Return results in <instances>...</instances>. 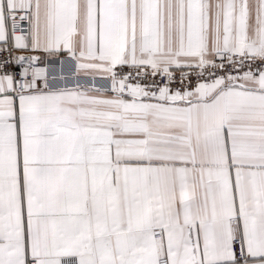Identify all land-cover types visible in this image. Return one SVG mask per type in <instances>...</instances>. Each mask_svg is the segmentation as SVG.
Here are the masks:
<instances>
[{
  "label": "snow or ice",
  "instance_id": "obj_1",
  "mask_svg": "<svg viewBox=\"0 0 264 264\" xmlns=\"http://www.w3.org/2000/svg\"><path fill=\"white\" fill-rule=\"evenodd\" d=\"M0 264H264V0H0Z\"/></svg>",
  "mask_w": 264,
  "mask_h": 264
},
{
  "label": "built area",
  "instance_id": "obj_2",
  "mask_svg": "<svg viewBox=\"0 0 264 264\" xmlns=\"http://www.w3.org/2000/svg\"><path fill=\"white\" fill-rule=\"evenodd\" d=\"M24 27H27V24H26V22L24 23Z\"/></svg>",
  "mask_w": 264,
  "mask_h": 264
}]
</instances>
